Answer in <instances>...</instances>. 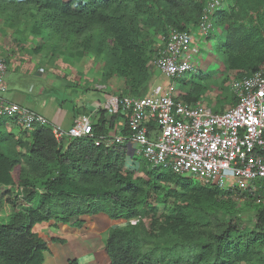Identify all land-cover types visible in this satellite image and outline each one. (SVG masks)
Returning <instances> with one entry per match:
<instances>
[{"label":"trees","instance_id":"obj_1","mask_svg":"<svg viewBox=\"0 0 264 264\" xmlns=\"http://www.w3.org/2000/svg\"><path fill=\"white\" fill-rule=\"evenodd\" d=\"M206 1L0 0V21L38 40L34 53L102 58L101 81L122 95L140 96L151 82L156 37L195 32ZM211 23L222 31L214 44L223 74L214 104L231 106L234 97L224 87L228 74L240 78L264 68V0H221ZM207 76L180 84L178 96L186 105L201 102ZM99 113L96 134L117 118L105 121ZM7 121L14 123L0 118V264H43L47 245L36 225L77 228L82 217L98 214L125 223L107 233L109 264H264V204H256L252 228L234 221L233 198L251 200L250 193L221 191L145 163L128 165L123 145L57 141L45 125L16 137Z\"/></svg>","mask_w":264,"mask_h":264},{"label":"built area","instance_id":"obj_2","mask_svg":"<svg viewBox=\"0 0 264 264\" xmlns=\"http://www.w3.org/2000/svg\"><path fill=\"white\" fill-rule=\"evenodd\" d=\"M220 7L221 0H207L195 32L174 30L167 37H158L160 47L148 65L168 80L166 85L152 84L140 96L122 95L108 91L106 85H96L101 102L75 117L66 130L51 124L35 109L1 96L6 90L2 77L7 67L0 55V118L13 120L26 132L35 124L49 126L57 141L87 139L105 148L123 145L130 159L140 154L152 169H169L221 191L264 196L258 192L264 185V68L231 77L228 88L235 102L218 113L199 104L186 105L174 87L195 71L192 56L197 41L193 34L206 37L213 29L211 17ZM100 111L105 121L117 118L111 127L106 123L104 133L96 134Z\"/></svg>","mask_w":264,"mask_h":264},{"label":"rangeland","instance_id":"obj_3","mask_svg":"<svg viewBox=\"0 0 264 264\" xmlns=\"http://www.w3.org/2000/svg\"><path fill=\"white\" fill-rule=\"evenodd\" d=\"M22 26L18 28L22 30ZM221 28L214 27L208 32L204 38L194 37L196 39L197 51L192 56L194 64V72L183 77L180 81L174 83L177 86V92L180 84L189 76H196L199 73L207 74V91L201 99L199 105L211 110L218 108L214 104V99L218 93V84L223 78L221 73V57L215 49V41L221 36ZM156 49L160 47V40L156 37ZM38 40L33 39L27 32L19 33L7 27L3 20L0 21V55L6 59L7 71L3 78V83L6 86L5 92L1 96L10 101L14 96H19V103L29 109L36 108L34 102H40L46 96H52L56 99V103L65 104V106L78 105V109L86 106H97L101 102V92L96 90V85H106L101 81L102 72L104 71V60L102 58H94L92 55H87L80 60H74L63 52H58L53 55L47 54L46 51L34 53L33 48L38 45ZM158 45V46H157ZM14 68V69H12ZM151 69V68H150ZM152 73L150 84L148 83L145 91L141 94H146L152 84L166 85L168 80L159 72L149 70ZM229 78L232 74H228ZM190 79V78H189ZM230 79L225 83L224 87H228ZM108 87V91L111 87ZM45 91V92H44ZM41 92L43 95H38ZM44 92V93H43ZM60 105V104H59ZM230 105L221 104L220 110L227 109ZM219 109V108H218ZM80 114L86 113L83 109ZM52 124V123H51ZM10 125V133L16 137H27L21 128L14 123L6 122V127ZM68 141L64 142V146ZM128 165L135 162L137 164L145 163L149 169L152 167L140 155L135 154L133 159L127 158ZM188 177V176H187ZM189 178V177H188ZM237 207V219L235 223L239 226L252 228L256 215V204H264V196H254L251 200L248 197H234ZM170 200L168 201V203ZM5 215V212L4 214ZM231 219H234L233 217Z\"/></svg>","mask_w":264,"mask_h":264},{"label":"crops","instance_id":"obj_4","mask_svg":"<svg viewBox=\"0 0 264 264\" xmlns=\"http://www.w3.org/2000/svg\"><path fill=\"white\" fill-rule=\"evenodd\" d=\"M38 95L43 94L39 92ZM20 100L19 95L14 96L10 102L20 104ZM31 103H34L36 107L34 109L37 113L50 123L60 126L63 130L71 126L75 117L82 115L76 116L74 108L76 111L84 109L87 113L94 107L83 106V108L78 109V105L65 106L64 103H59V105L51 95L44 97L38 103L33 100ZM6 128L9 130L11 127L8 125ZM82 220V226L77 228L63 224L54 225L51 222L34 227V232L47 245L43 264H109L108 256L104 250V241L108 231L124 226V221L111 220L104 214L85 216L82 217Z\"/></svg>","mask_w":264,"mask_h":264}]
</instances>
